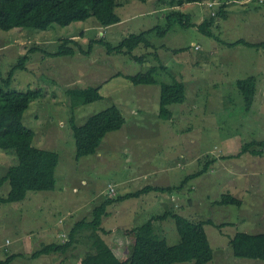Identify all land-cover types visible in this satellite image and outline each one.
I'll return each mask as SVG.
<instances>
[{"label":"rangeland","instance_id":"1","mask_svg":"<svg viewBox=\"0 0 264 264\" xmlns=\"http://www.w3.org/2000/svg\"><path fill=\"white\" fill-rule=\"evenodd\" d=\"M116 2L120 21L107 26L90 17L46 30L0 29V70L5 76L21 55H28L26 68L14 72L8 88L43 89L42 96L31 100L23 118L36 131L33 142L59 153L54 190H30L21 201L0 202V242L10 237L8 254H16L10 264H80L89 248L87 229L64 253L38 257L32 253L44 243L65 241L76 221L90 220L93 208L108 194L109 183L115 187V197L146 184L180 185L213 157L217 160L206 171L188 178L180 188L152 190L111 203L102 225L111 231L121 225L136 228L168 210L212 218L216 223L232 221L223 227L206 225L214 258L205 264H264V260L236 257L228 242L236 230L264 231V151L261 155L222 156L237 153L245 141L264 138V47L230 45L239 39L264 41V0ZM224 2L226 15L212 25L216 38L200 30L199 23L212 10L218 13ZM172 11L185 16H171ZM169 22L170 29L160 35L156 27ZM142 31H147L152 46L141 43L132 52L144 55V61L131 58L124 49L109 52L101 42L94 43L90 51L92 38H104L116 46L131 33ZM63 37L77 38L86 52L49 54L58 49ZM161 64L168 70L159 68L158 81L153 84H134L118 74H134ZM251 74L258 77L257 92L251 110L245 111L236 80ZM173 76L185 81L186 98L169 105L173 115L164 119L159 115L160 86ZM88 85L100 86L102 98L80 104L67 92L69 87ZM111 105L122 110L124 125L107 133L95 153L77 158L71 117L81 125ZM16 162L14 150L0 151V177ZM9 187L0 184V193L6 195ZM229 189L242 198L241 206L213 203ZM240 217L247 221L240 223ZM153 222L169 243L180 241L172 217ZM62 231L65 234L59 235ZM112 234H105L106 239L111 240ZM132 246L130 237L129 253ZM6 255L0 247V257Z\"/></svg>","mask_w":264,"mask_h":264},{"label":"trees","instance_id":"2","mask_svg":"<svg viewBox=\"0 0 264 264\" xmlns=\"http://www.w3.org/2000/svg\"><path fill=\"white\" fill-rule=\"evenodd\" d=\"M147 1V0H142ZM185 1L199 0H180ZM227 2H224L220 10H212L210 17L204 18L199 23V28L210 36L215 35L212 25L220 16L226 15ZM214 3L210 2L213 6ZM116 0H0V29L10 30L16 27L35 28L46 30L52 26L65 27L73 22L84 21L94 17L101 25H111L120 21L116 12ZM181 12L172 11L171 16ZM182 19V18H181ZM187 22L189 21L186 17ZM182 24H187L182 19ZM171 27V22L165 26H157L158 33L164 35ZM154 29V28H153ZM101 42L107 46V50L112 52L124 49L131 58L144 61V55H136L132 51L139 44L152 46L147 37V31L140 33H131L113 46L106 42L104 38L90 39V51L93 44ZM226 43V42H225ZM243 43L250 46H263L264 41L250 42L245 39H239L234 43ZM32 47V50H37ZM43 50V49H41ZM77 50L86 52L83 45L74 37H63L60 40L59 47L51 55H75ZM47 52V51H46ZM28 55H21L15 65L12 66L8 75L5 76L0 70V151L14 150L17 156V162L10 165L3 176L0 177V184L8 183L9 190L6 195L0 193V202H16L26 198L30 190H54L56 187V168L59 163V153L56 150L39 147L34 144L36 131L34 128L24 123V114L30 106L31 100L42 96L43 89L30 88L26 91L10 89L14 72L17 69H25V61ZM161 68L167 71L164 64L153 65L147 70H142L134 74H123L134 84H153L157 83L155 73ZM238 89L241 91L244 99V110H251L255 95L257 92L258 77L255 74L248 75L236 80ZM186 83L184 80L173 76L171 82H162L160 86V117L167 119L172 117L173 112L169 105L182 103L186 98ZM67 92L72 95L77 103L83 104L102 98L100 86L88 85L85 87H69ZM125 115L122 110L111 105L97 113L90 115L86 121L78 125L74 117H71L70 125L76 143V157L95 153L102 144L103 138L110 131L120 129L125 123ZM264 151V138L251 139L242 143L240 151L235 154L222 155L226 157H238L243 153L249 152L254 155H261ZM216 158L209 159L204 167L185 177L180 185H153L146 184L142 188L128 192L125 195L115 197L114 185L109 183L107 187L108 194L92 210L90 220L81 219L74 223L69 231L68 238L65 241H52L44 243L33 253V257L52 252H66L75 242L79 241L81 232L85 229L89 239V248L81 256L80 264H176L182 261H194L196 264H205L214 258V248L211 244L207 224H214L217 227H223L226 224L234 222L224 221L216 223L212 218H193L182 215L172 210L165 211L163 214L153 215L145 223L136 228L117 226L110 229L103 227L104 218L108 215V205L125 197H138L143 193L155 191H173L183 186L184 182L190 177L197 176L206 171ZM113 191L110 192V187ZM229 189L223 193L220 198L213 201L217 205H238L243 204L241 197L231 192ZM172 217L175 220L177 230L180 234V241L171 244L165 237H161L154 226V220ZM253 221L252 219H250ZM247 219L240 217V223ZM60 222H64L61 218ZM239 223V224H240ZM261 224V223H260ZM111 240L106 239V235L112 233ZM65 234V231L59 233ZM130 237L133 238V246L130 253L127 247L130 243ZM10 239V243L6 240ZM228 242L232 252L236 257L252 258L264 260V231L250 232L249 230H236L228 236ZM12 239L6 237L5 241L1 239L0 247L7 253L5 257H0V264H10L15 258V253H9Z\"/></svg>","mask_w":264,"mask_h":264},{"label":"built area","instance_id":"3","mask_svg":"<svg viewBox=\"0 0 264 264\" xmlns=\"http://www.w3.org/2000/svg\"><path fill=\"white\" fill-rule=\"evenodd\" d=\"M109 191H110V192H112V191H113V187H112V186L110 187V190H109ZM10 242H11V240H10V239H7V240H6V243H10Z\"/></svg>","mask_w":264,"mask_h":264}]
</instances>
